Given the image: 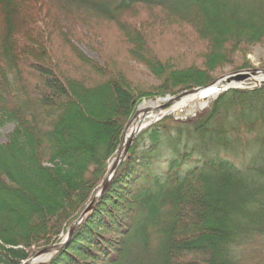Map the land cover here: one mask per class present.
I'll list each match as a JSON object with an SVG mask.
<instances>
[{"label": "trees", "instance_id": "trees-1", "mask_svg": "<svg viewBox=\"0 0 264 264\" xmlns=\"http://www.w3.org/2000/svg\"><path fill=\"white\" fill-rule=\"evenodd\" d=\"M0 9L6 14V25H2L5 20L0 21V117L16 122L8 141L0 145V192H17L28 204L30 215L23 216L19 231L7 228L12 234L4 231L5 221L0 222V264H22L43 247L57 243L61 225L67 222L68 228L80 216L104 180L108 160L117 154L135 109L132 103L137 100L117 65L106 67L80 54L85 66L92 68V77L75 81L65 75L64 80L48 45L51 33L62 36L60 49L77 55L78 47L71 40L81 42L86 35L92 38L95 27L108 21L116 25L119 39L135 60L151 71L160 69L165 84L182 81L186 89L213 80L196 82L190 71L201 70L196 64L179 67L157 61L151 44L170 25L191 29L197 41L209 42V50L224 44L247 46L264 37V2L260 0H0ZM24 9L35 14L29 18L25 13L27 20L23 19V25H33L20 30H27L26 42L18 40L21 32L14 22ZM143 9L157 13L142 20L143 24L124 20ZM209 54L203 62L207 70L213 67ZM223 63L220 60L214 67ZM22 67L37 77L35 84L28 83L26 95L19 86ZM186 89L169 92L177 95ZM22 95L30 98L28 105L22 104ZM87 97H107L106 111L95 106L99 101L91 107ZM226 112L229 115L224 116ZM204 116L222 118V123L234 119L239 128L228 130L220 125V136L238 141L250 135L263 152L239 165L230 157L238 155L230 153L227 142L211 143L210 147L197 134L200 139L192 143L180 138L173 117L163 118L136 138L103 198L70 242L32 264H179L182 260L210 264V259L211 264H237L235 252L264 236V87L225 91L213 102L211 115ZM78 131H86V140ZM50 138L55 139L49 142ZM140 142H147V148L139 149ZM184 148H191L192 153L183 152ZM133 161L139 166L134 167ZM125 172L132 174L126 179ZM193 182L197 184L192 188ZM118 185H124L131 196L127 199L124 190H119L118 204L111 205L108 198ZM199 190L212 195L213 204L208 207L218 206L220 212L208 228L187 231L181 217L184 197ZM194 201L193 196L188 206L201 209ZM81 237L93 248L83 244Z\"/></svg>", "mask_w": 264, "mask_h": 264}, {"label": "rangeland", "instance_id": "rangeland-1", "mask_svg": "<svg viewBox=\"0 0 264 264\" xmlns=\"http://www.w3.org/2000/svg\"><path fill=\"white\" fill-rule=\"evenodd\" d=\"M261 1L264 2V0H260V2ZM27 10L29 9H24L22 13L16 14L17 17L14 22L15 25L19 28V32H21L20 30L22 28L24 27L27 28V25H30L27 23H24L23 25V19L27 20L25 18V13H27L26 15H28L29 18L31 17L34 18L35 16V14H30L29 12H27ZM154 13L157 12H150L146 9H143V11L142 10L138 11V13L135 16L129 17L128 19L125 18L124 20L130 24L131 23L135 24L136 22L143 24L142 20L144 22L145 21L144 19L148 18V16H151ZM5 15L6 14H4L0 9V21L5 20V23L3 22L2 25H6ZM124 16H129V15H124ZM120 22L124 23L123 21ZM100 23L101 24H98L95 27L96 30L94 31L95 34H98L97 35L98 38L94 39L93 36L95 34H93L92 38H88V35H86V38L83 39V41L81 42L74 39L73 40L70 39L71 42L75 43V45L78 47L77 49L79 53L77 55H74L73 52H70L67 48L65 50L60 49L64 44L63 41L61 40L62 36L60 35V33L57 34V32L51 33L50 35L51 39L50 41H48V45H50V47L53 49V53L55 54L53 58L57 59L56 68L62 72V74L64 75L63 78L64 80H65V75H67V77L72 78L73 80L75 78V81L78 80V77L81 76L85 81H89L88 79L92 77L93 75L92 68L89 67L88 65L87 67L85 66L86 63L81 61V58L78 57V55L80 54L81 56L90 58L91 61H96L101 65H106V67L113 66L115 68L117 65L118 68L123 71L122 74L127 78V84L129 85L131 92H134L133 96L137 97L135 104L134 102L132 103L133 107H135L136 110L142 109L143 103L146 104L145 106H149L151 102H158L160 99H163V97L166 98L168 96H171L172 94H170L169 91L172 89L174 91L176 90L180 91L182 89H186L185 88L186 84L182 83V81H178V82L176 81L174 85L165 84L163 81L165 73L160 72V69H157L156 72L151 71L148 66H145L143 63H140L139 61L135 60L129 54V52L126 49V45L118 37L115 24H110L108 21H104ZM30 26L32 29L33 25ZM38 26H42L39 21H38ZM167 29H168L167 32H165L162 35L163 36L162 38H157L156 41L153 44H151L152 46L151 48L155 55L154 57L157 59L159 63L162 64L163 62H166L168 63L169 66H172L173 64L179 67H185L191 64L198 65V68H200L201 70H198L196 68L190 69L192 73L191 75L196 78L195 80L196 82L203 79L205 81H209V80L215 81L219 77L231 73L234 70L241 68L243 66H246L245 68H264V37L260 41L252 42L247 46H245L242 43H240L239 45L231 44L232 47H230L229 44H224L221 45L220 48L211 47V50H209V42L206 40L197 41L198 37L191 29H187L185 27H179L175 25H170ZM144 30L146 32L147 28ZM182 31L183 33H181ZM27 34H28L27 30L25 32H21V35L18 38V40L26 42L27 39L24 37V35L28 36ZM158 39H160L159 42H157ZM211 44H212V40H211ZM38 49L37 51L40 53ZM200 51H201V56L199 57L198 53ZM209 52L211 53L209 54V59H211V66L213 67H211L210 70H207L205 69L206 65H203V62L205 61L207 54ZM49 55L51 54L49 53ZM40 57L43 58L44 55H40ZM113 59L115 60L119 59V60H117L116 63L114 62L115 63L114 64ZM220 60L224 62L223 65L214 67L215 64H217V62H219ZM22 68H23L22 70L23 77L21 78V82L19 86L24 91V95H26L25 90L28 86V83L30 84L36 83V79H35L36 75H33L31 72L28 73L27 69H25L24 67ZM163 71L165 72V70ZM184 72H186V70H184ZM138 91H141V93L137 94ZM105 98L106 99L101 100V98L90 99L87 97L86 100L89 101L91 107H94L93 103L99 101L95 106L97 108H100L101 111H106L108 100L107 97ZM215 100L216 98L210 101L206 107L196 111L195 113L183 117H173L172 119L173 121L169 119L172 122L174 121L176 122L174 124L175 127L176 128L178 127V130H180L179 133L180 138L190 139L192 143L193 142L195 143V140L200 139V137H202V139L205 140L210 147H211V143L216 144L218 142L222 143V141L227 142L231 148L230 153L233 152L234 154L238 155V156L230 155V157H232L234 161L239 165H243L244 163L251 161V157L255 155V153L258 152L259 154H261L263 152L262 148L257 143L255 144L252 141L250 135H244V138L247 137L250 139L245 140L244 138H241L238 141H229L225 137L220 136V125H224L226 129L231 130V127L238 129L239 123L237 121H234V119L232 118L227 119V121L223 123H222L223 120L222 118L215 120L210 117L209 119H206L204 115H211V107L213 106V102ZM21 101L22 104L25 103L28 105V103H30L31 100L29 97L22 95ZM168 109L165 110L167 111ZM169 110L167 112H170ZM64 114H66V112H64ZM149 114H148L149 116L146 117L145 121L143 122H147L148 120L154 119L156 118L155 116H163L160 113L149 112ZM140 115L143 118L142 113ZM227 115H229L228 112L224 114V116ZM199 117L202 119L200 122H199ZM195 120L197 121L195 122ZM55 124L57 125V123ZM15 126H16V122L9 119L8 116L7 118L0 117V145H3L8 141L9 135L14 130ZM41 127L43 128V126ZM198 128H200V130ZM84 132L86 131L83 132L78 131V134L80 135L79 137L82 136V139L86 140L87 133ZM192 133L193 135L191 136L190 134ZM197 134L200 137H197ZM145 135L146 133H144L142 136ZM175 135L176 137H178L176 132ZM142 136L139 138V141L142 139ZM54 139L55 138H50L49 142L50 140L51 142H53ZM148 140L150 141V138L147 139V142ZM147 142L146 143L140 142L139 149H143L144 146L147 148L148 146ZM186 150L189 152V154L192 153L191 148L188 149L184 148L183 152H185ZM170 151L174 152V150H170ZM190 162L191 161H188L185 164L188 165V163ZM132 164L134 165V167L139 166V164L135 161H133ZM132 172H128V173L125 172L124 176H126V179L129 176H131ZM2 180L4 183L6 182L4 178H2ZM190 183L192 182H189V184ZM193 183L194 184L192 185V188L193 186H196L197 182H193ZM200 185L201 184H199V186ZM188 187L190 188V185ZM119 190H124L123 194L126 195L127 199H129V197L131 196L130 191L124 189V185H118L116 190L112 192L111 196H109L108 198L111 205L113 203H115V205L118 204L116 202V199L119 197L120 194ZM193 196L194 199L197 200L194 201L193 205L202 207L201 209L200 208L198 210L196 209V211L195 209H191L188 206L190 205V201H192ZM212 201H213L212 195L205 194L203 190H199L196 193L187 192V194H185L183 201L185 202V204L183 205V208L181 210V214H182L181 217L183 224L182 226H185L187 231H192V232L198 231L201 228L202 229L208 228V225H210L211 220H215L217 214L220 212V210L217 211L219 208L218 206L211 207V209L210 207H208L213 204ZM28 209H29L28 204H25L24 200L20 196H18L17 192L15 191H10L9 193L3 191L0 192V222L3 220L5 221L4 231L8 232L9 234H12L10 230L13 232L19 231L20 230L19 222H22L21 220L23 216L26 218L30 216L28 215ZM116 212H117L116 216L119 217L120 211L116 209ZM116 221L117 220L114 219L113 221H111V224L114 225ZM7 222L9 223L6 224ZM7 225H10V227H7ZM66 225L67 222L61 225L62 227L58 230V234L56 235L57 242L62 241L64 234L66 233V229H67ZM89 226L90 228L93 229V231L96 230L95 224L93 222H89ZM0 227H2L1 224ZM7 228H9L10 230H8ZM113 228L116 229L117 227L114 226ZM86 233L89 234V232L87 231ZM196 235L198 234L197 233L193 234L191 235V237H195ZM76 240L78 241L80 239L76 237ZM81 242L83 244L84 243L87 244V247L89 246V244H91L90 241H87L83 237H81ZM90 248H93L92 244ZM80 249L81 248L77 249V252H80L81 251ZM242 250H244L245 252H242ZM242 250L240 249L239 252H235V255L239 258L238 261H236L237 264H264V236L256 238L251 243L246 244ZM45 257L47 258V256L42 255L38 261H44L46 259ZM66 260L68 259L66 258ZM209 262L211 264V259L209 260ZM180 263L187 264L185 263V260L180 261Z\"/></svg>", "mask_w": 264, "mask_h": 264}, {"label": "water", "instance_id": "water-1", "mask_svg": "<svg viewBox=\"0 0 264 264\" xmlns=\"http://www.w3.org/2000/svg\"><path fill=\"white\" fill-rule=\"evenodd\" d=\"M258 74H263L264 75V68H247V69H241V70H236V71H233L231 73H228L220 78H218L216 81L213 82L216 83L219 81L220 85L221 86H226V87H223L225 90L227 89H230V88H250L252 86V83H253V79L252 77L253 76H256ZM241 82L242 85H239V86H234V85H228V84H231L232 82ZM218 83V84H219ZM212 84L208 85L207 87H201L199 88L198 90L200 89H206V88H209ZM260 85H264V80H262L261 83H258V86ZM190 91H194L193 90H190ZM190 91H186L185 93H188ZM184 93V94H185ZM180 96L176 97V98H180ZM175 98V99H176ZM174 99L172 98L168 103L162 105L161 107H166L168 106L169 104H171V102L173 101ZM135 136V133H133L123 144V146L120 148V154L119 156L116 158V161L112 167V171H111V174L108 175L106 177V179L104 180L103 182V186H102V189L100 191V194H98L97 196L94 197L93 201L91 202V204L86 208V210L83 212L82 214V217L85 215V213H87L99 200L100 196L105 192V190L107 189L109 183H110V180L111 178L113 177V174L116 172V170L119 168L121 162L123 161L126 153L128 152V149H129V146L133 140ZM79 223V220L77 222L74 223V225L71 227L70 231H69V234H68V237H70L72 231L74 230V228L76 227V225ZM62 246V244H59V245H54V246H48V247H45L43 249H41L40 251H38L32 258H30L28 261H26L24 264H29L30 262H32L33 260L35 259H38L39 257H41L42 255L46 254V253H50L51 251L53 250H56V249H59L60 247Z\"/></svg>", "mask_w": 264, "mask_h": 264}, {"label": "bare ground", "instance_id": "bare-ground-1", "mask_svg": "<svg viewBox=\"0 0 264 264\" xmlns=\"http://www.w3.org/2000/svg\"><path fill=\"white\" fill-rule=\"evenodd\" d=\"M252 79H253L252 85H256L257 83H261L262 80H264V75L258 74L256 76H253ZM218 83L219 81L212 84L209 88H206V89H200V90H195L192 92L185 93L172 105L169 111L173 113L175 116L179 117L181 115H190L206 107L210 101H212L214 98L217 97L221 89L227 86V85L221 86L220 83L219 84ZM228 85L239 86V85H242V83L233 81L231 84H228ZM197 87H200V86H196L194 88H197ZM162 100L167 101V99H162ZM162 100H159L158 102H151L149 106L156 107L162 102ZM145 105L146 104L143 103L142 108L146 107ZM111 160L112 159H109L107 167L111 166ZM52 252H55V250H53Z\"/></svg>", "mask_w": 264, "mask_h": 264}]
</instances>
